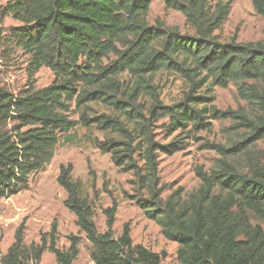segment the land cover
<instances>
[{
	"label": "trees",
	"instance_id": "1",
	"mask_svg": "<svg viewBox=\"0 0 264 264\" xmlns=\"http://www.w3.org/2000/svg\"><path fill=\"white\" fill-rule=\"evenodd\" d=\"M179 12L190 33L147 21L151 0H12L9 12L21 23L11 30L31 57L29 67L48 68L53 82L13 96L0 90V201L26 188L29 176L52 160L59 138L77 126L104 135L93 139L115 168L131 173L130 201L178 246V264H264V42L225 43L215 34L228 19L231 1L163 0ZM264 18V0H251ZM170 73L183 81L181 98L165 105L155 78ZM125 76V79L121 78ZM236 86L244 109L220 110L214 88ZM97 108L103 111L99 112ZM75 112L78 119H72ZM230 121L238 136L228 146L206 144L219 159L209 172L198 166V188L183 199L182 188L166 199L159 177L161 156L185 151L213 121ZM162 121L160 124H158ZM165 133V142L157 139ZM200 140V139H199ZM243 165V168L241 166ZM71 164L61 165L56 182L66 193L64 207L89 242L94 264H162L156 254L133 245L128 223L115 238L117 203L103 210L106 231L94 223V206L72 179ZM94 187V182H92ZM25 220L0 264H37L44 251L56 264H73L78 236L57 248V223L40 235L39 244H24Z\"/></svg>",
	"mask_w": 264,
	"mask_h": 264
},
{
	"label": "rangeland",
	"instance_id": "2",
	"mask_svg": "<svg viewBox=\"0 0 264 264\" xmlns=\"http://www.w3.org/2000/svg\"><path fill=\"white\" fill-rule=\"evenodd\" d=\"M11 1L0 0V90L17 96L29 88L30 82L34 90L47 87L53 82L54 76L46 67L31 71L30 55L11 36V30L21 26L9 12ZM217 1H231L228 19L215 33L220 42H228L234 35L238 43L264 42V18L254 12L251 0H209L211 5ZM156 20L162 21L166 27L178 28L182 34L190 33L184 17L179 12L166 9L163 0H151L147 21L152 25ZM121 78L125 79V76ZM155 81L159 84L161 100L165 105H171L181 98L185 85L176 76L159 72ZM214 96V105L220 110L241 108L249 111L248 105L238 98L236 86L232 83L226 89L214 88ZM97 110L103 111L101 108ZM70 116L74 120L78 119L75 112ZM1 124L0 130L2 127L9 130L12 126L9 122L5 126ZM230 124L229 120L213 121L211 131L200 132L197 135L198 141L189 140L185 151L160 157L159 177L161 182L166 184L163 199L178 188H182V197L186 199L198 188L200 182L194 169L200 166L209 172L219 159L214 151L204 150L203 146L211 143L228 146L238 139L237 135L227 130ZM156 133L157 139L165 142L164 131L157 130ZM103 138L104 135L95 129L81 126L61 135L51 162L42 171L30 175L26 188L19 194L0 201V260L13 244L14 233L23 220H25L24 244L27 247L33 243L39 244L40 235L48 233L55 221L58 234L57 248L66 250L69 246L67 236H78L81 241L78 245V256L73 264H94L90 258L91 246L75 225L74 214L64 207L66 193L56 182L59 167L71 164L72 179L80 182L82 196L94 206L93 220L99 233L106 231L103 210L111 206L112 201L107 194L110 192L117 203L112 226L114 237L117 238L124 224L128 223L134 246L141 245L156 254L165 252L166 257L162 264H178V246L165 240L160 227L147 219L134 201L128 199V196L132 195L129 181L133 179V175L120 172L112 164L110 156L101 154L94 146L93 139L101 141ZM263 148V143L256 146V150ZM37 264L56 262L50 252L44 251Z\"/></svg>",
	"mask_w": 264,
	"mask_h": 264
}]
</instances>
